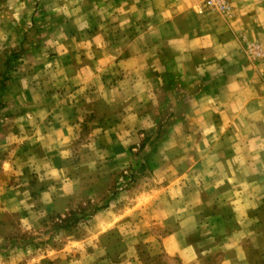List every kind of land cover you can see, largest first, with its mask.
<instances>
[{
    "label": "crops",
    "instance_id": "1",
    "mask_svg": "<svg viewBox=\"0 0 264 264\" xmlns=\"http://www.w3.org/2000/svg\"><path fill=\"white\" fill-rule=\"evenodd\" d=\"M3 1L1 51L11 27ZM73 1L63 16L84 20L81 40L32 43L0 89V264H90L81 243L100 240L102 259L115 243L106 233L128 215L137 229L119 245L156 244L143 264H264V0H226L228 15L199 13L197 0ZM256 43L262 55L251 60ZM155 128L158 185L122 214H94L90 235L63 236L43 255L11 231L117 192L120 170L134 180L129 149Z\"/></svg>",
    "mask_w": 264,
    "mask_h": 264
},
{
    "label": "rangeland",
    "instance_id": "2",
    "mask_svg": "<svg viewBox=\"0 0 264 264\" xmlns=\"http://www.w3.org/2000/svg\"><path fill=\"white\" fill-rule=\"evenodd\" d=\"M9 4L11 7L12 5H16L17 9L16 7L14 9L11 8ZM2 5L4 9H8V7L11 9L9 12L10 15L8 14L9 17L6 18L5 22L11 27H8L10 33L8 34V40H6L8 48L3 51L0 50V59L8 61L5 67H0V89L1 86L7 82L9 77H11V80L13 79L12 75H15L19 60L22 57L31 56L30 53L33 52L30 50L32 48L30 45L32 43L34 47L36 46L35 44H39L43 49L46 48L47 45L49 46L48 40L52 38L55 41L63 42V38L66 36L64 41L71 40L72 43L81 40V35L78 33L75 34L74 29L76 30L75 27H77V25H84V20L63 16L64 11H66L64 8H68L69 10L78 9L79 5L77 1L24 0L15 3L11 0H4ZM15 11L17 16H11V13ZM94 20L95 18H92V23H94ZM61 26H66L70 29V34L63 33V30H60ZM20 46H23L21 52L18 51ZM55 53L57 52L55 51ZM247 56L251 60H258L260 58H251L248 53ZM82 57L83 54L80 58ZM85 125V123L81 125V129L84 127L81 130L82 134L86 133ZM150 132L151 133L140 131L137 133L135 137H137L138 143L132 147L133 149H131V147L129 149L130 153L135 156L132 165V171H136V176L132 173V175L135 176L134 180H127L125 176L129 174V172H121L120 170L117 174L118 181H116V186L118 187L117 192L112 189L98 200H81L74 210L69 211L63 216L47 213L41 218L38 226L30 229L24 227L21 231L20 227L15 228V225L12 224L14 226L11 231L17 234L18 239H20V242L22 240L23 245L28 246V248L31 247V249L33 247L40 255H43L46 251H51L58 246L60 247L63 243L62 238L64 237L72 236L73 238H78L80 236H86V234L87 236L90 235L92 229H89L86 223L94 214H101L106 220L117 217L120 213L122 214V212L125 211L124 208L130 202L136 201V198L143 189L158 185V175L155 176L153 172H155V169L160 165L158 159L160 157V149L159 147L157 148L160 131L155 128ZM166 132L167 131L163 130L161 136H164ZM74 148L76 149L77 146ZM137 212L139 211H135L136 215ZM129 217H131V215L124 216V223L120 225V228L123 226L121 230H119V227H115L113 231L109 230L106 233L107 240H104V243H109L113 236L115 243L113 250L106 256L102 257V259L96 256L100 250V240L97 242L95 240H88L87 242L81 243L82 246L79 249V252H94L90 264H93V261H95L94 264H143V260L149 258L152 251H157L156 244H153L155 241L151 243H143L142 240H137V243L134 244L131 251H127L125 246L127 245L128 247L130 244L123 242V244L121 243L119 245L117 235L120 234L121 237L123 235L127 236L129 235V230L134 228L137 229L136 227L127 226L126 219ZM154 234L160 235L158 229H151V235ZM135 236L138 237L137 234ZM139 237H141V235H139ZM132 240L133 238H130L131 242ZM73 247L78 248L77 244H74ZM122 251H125V254L120 256L118 253ZM79 252H70L68 259L71 260V262L76 263V261H79L77 260ZM100 259L101 261H99ZM81 261H84V259H81ZM40 262L41 264H45L44 259L40 260ZM54 264L60 263L55 262Z\"/></svg>",
    "mask_w": 264,
    "mask_h": 264
},
{
    "label": "built area",
    "instance_id": "3",
    "mask_svg": "<svg viewBox=\"0 0 264 264\" xmlns=\"http://www.w3.org/2000/svg\"><path fill=\"white\" fill-rule=\"evenodd\" d=\"M197 11L199 13L204 10L214 11L222 15H228L230 13L231 7L226 0H197ZM247 53L251 58H258L262 55V49L256 44H252L247 48Z\"/></svg>",
    "mask_w": 264,
    "mask_h": 264
},
{
    "label": "trees",
    "instance_id": "4",
    "mask_svg": "<svg viewBox=\"0 0 264 264\" xmlns=\"http://www.w3.org/2000/svg\"><path fill=\"white\" fill-rule=\"evenodd\" d=\"M23 50V46H20V48L18 49V51H22ZM157 136V135H156Z\"/></svg>",
    "mask_w": 264,
    "mask_h": 264
}]
</instances>
